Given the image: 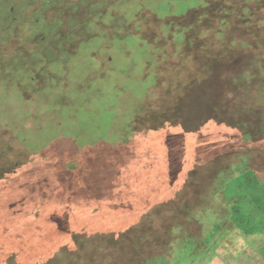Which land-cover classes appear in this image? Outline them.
<instances>
[{"label":"rangeland","instance_id":"rangeland-1","mask_svg":"<svg viewBox=\"0 0 264 264\" xmlns=\"http://www.w3.org/2000/svg\"><path fill=\"white\" fill-rule=\"evenodd\" d=\"M27 1L0 0V264H218L230 244L255 246L260 235L238 225H264L263 164L236 171L247 156L264 161L252 53L183 68L187 43L166 46L159 29L145 38L162 48L142 40L141 22L178 28L197 0ZM202 110L206 125L183 130ZM236 119L250 140L227 127ZM49 174L74 198L44 194Z\"/></svg>","mask_w":264,"mask_h":264},{"label":"trees","instance_id":"trees-1","mask_svg":"<svg viewBox=\"0 0 264 264\" xmlns=\"http://www.w3.org/2000/svg\"><path fill=\"white\" fill-rule=\"evenodd\" d=\"M197 1H200V4H198L197 7L191 8V9L189 8V10L188 11L186 10L185 14L180 15L178 19L174 18L175 23L178 25V28H175L174 26H171V25L170 27L168 26V17L158 18L156 16H153L151 21L141 22L138 26L139 27L138 31L141 34L139 35L141 36L142 40H144L145 43H147L151 47L160 48L161 45L158 44L159 42L158 38H155L153 42H149L145 38V36H148L149 33L153 31V29H159V33L162 35L161 38L166 41L165 43L166 46H169V47L175 46L177 48H183L187 43V47L189 46V48L191 49H189V52H187V55H185L186 58L178 57V54L176 56L177 58L185 61L183 62V65H182L183 68L186 67L187 61L191 62V59L194 60V58H197V57L198 59H196V63L197 64L203 63L202 65H204L209 60L210 54H215V55L222 57L221 59H218L219 65L221 66L225 59L227 60V59L235 58V55H237L238 53H242V52L247 53V51H249L250 53H252V56H253L252 62H253V66L257 70V73L251 74L250 72H247V74L252 76L253 81L260 80L261 87H264V82L262 81V79H260L261 76L258 75L259 73L258 70L264 67V0H197ZM24 2L27 3L28 1L24 0ZM34 2L36 5H44V4L46 5L49 2V0H45L44 2L43 0H32L33 4ZM12 3L13 2H11L10 5ZM36 10L41 11L44 9L38 8ZM9 12H10V7H8L5 10V13H4L5 16L4 15L3 16L4 17L8 16ZM31 15L34 16L35 14L34 15L31 14ZM198 17L201 19H198ZM31 18L32 17H30L29 19ZM137 18H138L137 16H134V19L132 22L134 23L136 21L138 22L139 19ZM88 21H82V22H84L88 26L89 25ZM57 23L64 25V22L63 21L60 22V20ZM186 23H187V26L184 25ZM27 27H28L27 31L29 32V34L30 33L32 34L36 29L32 27V23L29 24ZM29 27L31 28L29 29ZM131 27L132 25L128 27L129 32H130V29L132 30V32H135V30ZM77 28L78 26L76 27V29L69 28L68 31H66L65 33L63 30V36L59 40L60 43L63 44L65 47H67L68 44L65 42L66 40L65 34H68L69 31L73 32L74 38H76L75 35L77 34V31H78ZM179 33H180V36H182V39L180 40L175 39V35L177 36ZM230 33H233L232 36H230V39L231 38L238 39L237 40L238 43L230 41V40H225V37L229 35ZM251 37L253 38L250 39ZM213 43H214V46H216L218 49H213L209 52L207 47L210 44L212 45ZM211 45L209 47H211ZM193 54L195 55L193 56ZM49 63H51V61H49ZM146 65L150 66V63H146L144 66L145 68H146ZM132 66H134V64ZM148 69L149 67L145 70H148ZM126 72L128 74L129 71H126ZM263 76L264 75L262 74V78ZM250 81L251 80L246 82L244 80L242 83H246L249 85L251 84ZM134 102L132 101V103ZM134 104L136 107L133 110V116L135 112L137 113L139 111V108L137 107V103H134ZM260 106L264 112V105L260 103ZM217 109L218 108H214V110H217ZM133 116L130 117L129 124H128L130 133L132 135L136 132H139L140 130V129L139 130L133 129L132 126L130 125L132 122ZM138 117L139 115L136 117V119ZM219 117H217V119H219L220 121L217 120L218 122H216L218 127L220 126L222 119L226 122V119H224L221 116ZM210 118L211 117H209L208 114L206 117L205 112L202 110V112H196V113L190 112V114L186 115L184 119L180 121V123H181L183 130H185L186 132H188V130L189 132H194L196 129L200 128L204 124L206 125V123L210 120ZM263 118L264 117H262L261 119H262V124H263L262 127L264 128ZM228 122H229L227 123L228 128L230 129L232 128L233 130L237 129L242 134V136L243 134H245L248 140H250V134L248 133V128H249L248 123L242 120H239V119H236L235 121L231 120ZM245 160H246L245 163L239 166L240 169L239 170L236 169V171H238L241 175L252 174L251 173L252 170H250L251 163L252 164L256 163V165H260L262 163L263 168L257 171H253V174L257 175L260 178V180H262V185H264V161L251 162V158H249L248 156H247V159ZM48 177H49V181H51L52 183L51 184L48 183V185H46V193L44 194L51 195L52 192L56 193L57 189H60V190L63 189L61 191L63 193V196L60 198L62 199H66L68 197H70L71 199L74 198L73 196L70 195V192L67 191L66 187L63 188V186L61 187L59 186L60 182L58 183V180L55 176L49 174ZM54 181H56L57 183ZM208 182L209 181H207V183ZM202 184L203 183H201V185ZM201 185L199 184V181L198 182L196 181L194 186L191 184L192 188L195 187L196 193H198V191H201V190L204 191ZM218 190H219V187H218ZM84 199L87 200V197H84ZM185 207H187V201L185 203ZM230 213L233 214V211L231 210ZM251 223L254 224V222H251ZM251 223L246 222L247 225H245L244 223L245 226H243L242 228L239 227L238 225V228L243 234L247 235L248 231L252 230Z\"/></svg>","mask_w":264,"mask_h":264},{"label":"crops","instance_id":"crops-1","mask_svg":"<svg viewBox=\"0 0 264 264\" xmlns=\"http://www.w3.org/2000/svg\"><path fill=\"white\" fill-rule=\"evenodd\" d=\"M259 211L262 212L261 219L263 218L264 221V208ZM258 216H255L254 224L251 223L252 230L247 233V235L257 233L260 235L257 244L237 245L238 249L234 248V244H230L228 248H222V260L218 264H264V225H259L261 222Z\"/></svg>","mask_w":264,"mask_h":264}]
</instances>
